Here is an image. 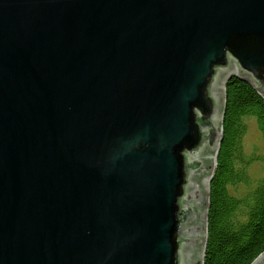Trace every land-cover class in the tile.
Instances as JSON below:
<instances>
[{"label": "water", "instance_id": "water-1", "mask_svg": "<svg viewBox=\"0 0 264 264\" xmlns=\"http://www.w3.org/2000/svg\"><path fill=\"white\" fill-rule=\"evenodd\" d=\"M234 77L264 0H0V264H204Z\"/></svg>", "mask_w": 264, "mask_h": 264}, {"label": "trees", "instance_id": "trees-1", "mask_svg": "<svg viewBox=\"0 0 264 264\" xmlns=\"http://www.w3.org/2000/svg\"><path fill=\"white\" fill-rule=\"evenodd\" d=\"M247 118L256 120L264 140V99L252 85L234 77L226 87L224 139L210 184L204 264H253L264 252V179L242 197L231 191L240 183L251 184L247 176L251 161L264 164V153L244 163Z\"/></svg>", "mask_w": 264, "mask_h": 264}, {"label": "rangeland", "instance_id": "rangeland-1", "mask_svg": "<svg viewBox=\"0 0 264 264\" xmlns=\"http://www.w3.org/2000/svg\"><path fill=\"white\" fill-rule=\"evenodd\" d=\"M244 123L247 127V133L243 137L242 142V152L245 163V160L250 161V159H256V156L264 153V140L255 119L247 118ZM247 176L251 181L249 186L243 182L237 185L234 189H231L232 193L238 197H242L247 191H249V189L255 186V184L264 179V164L258 160L251 161L247 166Z\"/></svg>", "mask_w": 264, "mask_h": 264}]
</instances>
